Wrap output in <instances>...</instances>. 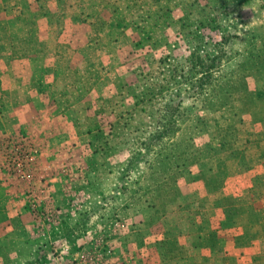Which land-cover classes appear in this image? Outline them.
<instances>
[{
  "label": "rangeland",
  "instance_id": "374dc122",
  "mask_svg": "<svg viewBox=\"0 0 264 264\" xmlns=\"http://www.w3.org/2000/svg\"><path fill=\"white\" fill-rule=\"evenodd\" d=\"M61 2L0 0V198L41 216L27 244L0 200V264H264V0L121 8L110 34V1L63 0L92 12L87 48L45 25ZM58 177L105 197L74 201L98 221L77 249L43 210Z\"/></svg>",
  "mask_w": 264,
  "mask_h": 264
},
{
  "label": "crops",
  "instance_id": "0c3cea01",
  "mask_svg": "<svg viewBox=\"0 0 264 264\" xmlns=\"http://www.w3.org/2000/svg\"><path fill=\"white\" fill-rule=\"evenodd\" d=\"M95 1L97 2L98 5H100L101 2L110 1L109 4H113L115 7H118L117 14L113 12L111 16L109 14L107 17H103V19L105 20V24L102 28V31L104 29L105 30L101 32L104 34L105 33L110 34V33L115 32L116 30H120L119 25L123 18L122 12H124L122 9L129 10V9L136 8V9H144L145 11L147 8L152 7L153 9H156L157 12L161 13L163 8H166V9L170 8L169 10H171V15L173 16L171 18L180 19L179 17H177V15H175L176 9H179V8L183 9L182 13H185L184 11L185 9H187L186 7H191L192 4L193 5L195 4L193 2L194 0L193 1L192 0L190 1L189 0H142V1L140 0L138 1V4L136 5H133L131 0H95ZM65 7L66 6L63 5V0H62V2L58 5L57 11L52 10L51 8L50 10H47L46 15L42 16L45 20V25L47 26V28H48V25L53 26L54 18L52 19V15H55V16L57 15V17L55 18L57 22L60 23V25L62 26V29H60L59 33L58 31L56 32V35H57L56 39H58L59 41L63 40V35H67V40H71L73 35H84L85 41H86L85 42L86 46L84 47L87 48L89 44L94 42V41L87 42L88 35H90L91 31H95V29L93 30V28H91L92 22H93L92 12L89 11L87 7H84L83 5L78 4L77 2L73 3V6L71 7H74L77 9V12L74 13V16H77V15H78L77 17L80 16L79 17L80 19L78 18L79 20H77L74 23L72 22V18H73L72 14H68V11H67L68 8L67 7L65 8ZM96 7H99V6H96ZM58 10H61V13H62L59 16L57 14ZM81 10H86V12L82 13ZM145 13L149 15V12H145ZM81 17L83 19H81ZM148 18H150V15ZM169 18L170 17H168V19ZM179 22L181 23L182 21H179ZM101 32H99V35L101 34ZM51 34H53V32L45 29V32L43 33V36H41V39L44 40L47 38L48 35H51ZM58 65L59 63L51 64L48 61H46V63H42V66H43L42 70L43 72H47V73L51 71H57ZM28 67L30 68L31 66H28ZM107 68L108 67H106V69ZM59 70H60V67H59ZM46 82L47 84L48 82H53V79L49 78L48 76L46 77ZM56 116H57V119L63 117L62 113H60L58 115L52 116L51 120L54 121L56 119ZM49 120L50 119H47V123ZM45 124H44V130L47 125ZM55 130L58 131L59 129H55ZM50 180L53 182L55 178L54 179L50 178ZM56 181L57 183H59V185L55 184L56 191L54 190L51 197L47 199V203L43 210L47 211L48 207L50 208L51 205H55V202L56 203L58 202L57 205L61 206L63 209V211L61 210L62 213L59 215V217H64V216L67 217L68 215H70L72 220L73 219L75 220L73 221V223H70V224L63 222L58 227L59 228L61 227V230H64L65 235L73 238L71 244H73L75 248L77 249L80 247L81 244H83L84 239L86 238V236H84L83 233L87 232L88 230H93L96 224H98V221L96 222V220L94 221L93 219L89 221L88 219L94 215H92L91 217H88L84 213L81 214V211H80L81 205L79 204V207L74 206L75 204L74 201L79 202L83 199H87L88 197H90L91 199L105 198V197H103L104 195L99 192L88 194V192L86 193L84 190L80 189L78 185L80 183V179L78 177L65 178L63 180H61L58 177ZM63 185H65V188L62 192L60 190L63 188ZM0 200H4L3 202H5L7 205L6 209L4 207L1 210V213L3 212V215H4L3 221H6L5 224L6 225L8 224L15 233L18 232L21 235H25L23 238L27 244L31 243V241L28 238L32 234L38 233V230H37L38 227H36V225L38 224V220H41V216H39V210L36 205L37 203L36 204L31 203V206L29 208V205H24V203L22 204L18 198H14L13 195H10V194L8 195L6 194V196H3L2 198H0ZM71 202L72 204L70 205ZM64 210H66L67 213H65ZM85 216H87L88 218L86 222H85ZM30 219L32 220V222H30ZM59 222H62V220ZM88 222H90L91 224L87 225ZM65 224L68 226L64 227ZM70 237H66V238H70ZM111 238H112V235H111ZM81 251L82 250H79L77 254H79ZM31 258L32 259L34 258L33 254L32 255L30 254L28 258L24 260L23 263L29 264L30 260H32ZM41 260L42 259L39 258L40 262Z\"/></svg>",
  "mask_w": 264,
  "mask_h": 264
},
{
  "label": "built area",
  "instance_id": "2783aa9c",
  "mask_svg": "<svg viewBox=\"0 0 264 264\" xmlns=\"http://www.w3.org/2000/svg\"><path fill=\"white\" fill-rule=\"evenodd\" d=\"M63 264H88V263H85V262H82V261H76V262H66V263H63Z\"/></svg>",
  "mask_w": 264,
  "mask_h": 264
},
{
  "label": "trees",
  "instance_id": "16d2710c",
  "mask_svg": "<svg viewBox=\"0 0 264 264\" xmlns=\"http://www.w3.org/2000/svg\"><path fill=\"white\" fill-rule=\"evenodd\" d=\"M222 38H223V37H222ZM157 94H158V93H155V94L152 95L151 97L154 98ZM43 257H44V256H43ZM43 257L41 258V259H42L41 262L39 261V262H37V264H44V261H45L44 258H45V257H44V258H43Z\"/></svg>",
  "mask_w": 264,
  "mask_h": 264
}]
</instances>
